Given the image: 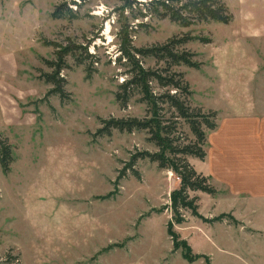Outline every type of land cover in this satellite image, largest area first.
Wrapping results in <instances>:
<instances>
[{"label":"rangeland","instance_id":"374dc122","mask_svg":"<svg viewBox=\"0 0 264 264\" xmlns=\"http://www.w3.org/2000/svg\"><path fill=\"white\" fill-rule=\"evenodd\" d=\"M223 1L233 15L228 25L182 28L125 14L137 29L132 34L136 48L186 34L197 39L185 49L197 55L201 67L175 70L190 85V105L217 114L216 129L207 132L205 159L188 161L209 178L216 194H192L199 198L197 216L184 211L186 222L177 225L170 195L179 180L172 172L139 160L140 180L130 172L117 180L136 149L155 151L148 136L114 131L112 137L94 138L102 119L145 116L138 97L124 110L115 101L124 69L114 64L120 25L113 11L122 3L0 0V135L14 154L8 174L0 166V264H264V201L232 190L221 168L237 165L234 158L221 157L222 141L236 140L252 155L249 141L264 124V104L259 105L264 100V0ZM61 4L79 18L53 20ZM68 38L83 45L91 40L89 53L100 62L88 81L84 67L68 58L61 76L70 100L62 104L57 96L46 98L52 87L40 72L51 73L43 60L54 59V49L44 42ZM155 64L144 62L146 68ZM222 215L231 218L215 220ZM170 222L190 246L192 261L182 250L174 251Z\"/></svg>","mask_w":264,"mask_h":264},{"label":"trees","instance_id":"16d2710c","mask_svg":"<svg viewBox=\"0 0 264 264\" xmlns=\"http://www.w3.org/2000/svg\"><path fill=\"white\" fill-rule=\"evenodd\" d=\"M119 1L122 6L113 11L119 14L120 25L116 35L119 55L114 64L124 71L120 73L123 81L114 94L115 101L124 110L138 97L137 103L145 106V116L141 119L135 117L102 119L101 128L97 130L94 138L112 137L114 131L127 134L144 132L148 136L146 142L151 144L155 151L136 149L119 171L117 180L126 177L128 172L140 180V173L136 169L139 160H148L156 163L160 169L172 172L179 180V188L170 195V210L173 221L181 225L186 222L184 211H190L193 216H197L199 198L191 197L192 194L198 192L206 195L216 194L209 178L198 173L188 161L189 158L205 159L207 132L216 129L217 114L212 111L204 112L203 109L190 105L193 92L185 80V75L175 70L182 66L193 69L201 67V63L196 61L197 55L185 49L187 44L197 39L186 34L175 36L150 48H136L133 45L132 34L137 29L129 23L125 14L130 12L136 20L149 17L162 21L169 20L182 28H190L204 22L228 25L232 22L233 15L223 0ZM51 17L53 20L68 21L79 18L66 4L58 5ZM142 26L138 24V27ZM91 42L90 40L83 45L70 38L66 39L65 43L44 42L45 46L54 49V59L43 60L51 73L40 72V79L52 87L46 98L57 96L62 104L70 100V94L65 89L67 82L61 76L62 71L68 68V58L73 59L78 67H84L88 81L98 72L95 65H98L100 60L95 54L89 53ZM201 42L210 44L211 40L204 39ZM146 60L154 61L155 67L146 68L144 66ZM13 155L8 140L0 135V166L4 174L10 172V166L14 162ZM228 218L231 216L222 215L215 220L222 222ZM168 233L174 251L182 250L185 259L192 261L190 246L175 233L172 222L168 224Z\"/></svg>","mask_w":264,"mask_h":264},{"label":"crops","instance_id":"0c3cea01","mask_svg":"<svg viewBox=\"0 0 264 264\" xmlns=\"http://www.w3.org/2000/svg\"><path fill=\"white\" fill-rule=\"evenodd\" d=\"M259 103V105L264 104V100ZM223 139L224 137L222 140ZM235 141L236 140L230 138H226L222 141V145H224L225 148L221 151V154H223L221 157L228 156L232 161L234 158L235 162H233L232 165L237 164L233 167L222 165V173L231 183L230 188L232 190L248 191V196L252 199L255 198L264 201V124H262V128L259 132L257 130V134L255 132L252 135L249 141L250 145L253 147L252 155L249 154V151H244L240 143L236 144ZM231 144L232 146H237V149L227 150L226 147ZM229 152H231L232 157L229 155Z\"/></svg>","mask_w":264,"mask_h":264},{"label":"bare ground","instance_id":"6f19581e","mask_svg":"<svg viewBox=\"0 0 264 264\" xmlns=\"http://www.w3.org/2000/svg\"><path fill=\"white\" fill-rule=\"evenodd\" d=\"M109 29H110V27L107 25V34H108Z\"/></svg>","mask_w":264,"mask_h":264}]
</instances>
